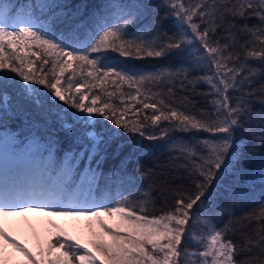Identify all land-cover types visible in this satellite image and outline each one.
I'll return each instance as SVG.
<instances>
[{
  "label": "snow or ice",
  "instance_id": "obj_1",
  "mask_svg": "<svg viewBox=\"0 0 264 264\" xmlns=\"http://www.w3.org/2000/svg\"><path fill=\"white\" fill-rule=\"evenodd\" d=\"M162 3L167 8L165 18L177 21V31L172 34L163 31L160 20L143 24L140 17L148 8L144 4L108 0L91 14L86 25L79 10L70 11L64 0L26 4L0 0V107L13 104L15 96L10 89L18 88L21 98L37 109H47L45 125L52 123L54 116L59 130L73 134V142L81 145L74 159L95 160L97 167L122 134L129 137L127 144L133 151L142 149L144 140L167 139L178 153L171 163L177 170L183 169L189 181L187 186L165 187L163 194L171 195L173 202L157 214L148 211V198L134 201L125 196L96 204L94 171L75 187L73 169L67 164L55 176L50 166L31 177L0 172V218L27 212L84 218L90 231L99 226L111 238V242L90 241L93 252L61 229L46 250L48 256L53 250L59 254L38 261L0 227V239L21 252L25 264H97L98 260L99 264H264V201L258 213L244 217L249 224L238 241L232 238L237 231L230 227L232 221L218 228L212 224L214 217L208 215L220 211L215 198L221 190L234 197L242 191L237 187L241 180L256 183L258 179L264 185V164L253 170L259 171L258 177L238 167L245 158V132L264 147V110L255 113L253 109L257 94L264 105V86H253L257 71L264 76V0ZM253 18L258 24H249ZM92 22L98 27L92 28ZM140 27L144 31L134 32ZM113 54L125 60L175 57L177 66L144 74L130 65L106 63ZM250 59L258 62V69L249 66ZM197 67L203 75L190 80L189 74ZM77 70L79 79L75 78ZM92 81L99 83L100 92L89 97L82 90L96 88ZM108 82L115 85L113 91L105 88ZM200 82L210 86L209 92L199 95L213 97L211 110L198 109L191 94L176 96L177 91H187V85L195 91ZM52 101L56 102L55 112L48 107ZM254 115L259 121L255 130ZM102 121H108L111 128L97 130ZM176 133H190L195 142L175 143ZM197 133L209 135L199 137ZM124 148L125 143H117L114 154ZM142 195L150 197V192ZM202 215L208 226L199 240L202 250L189 252L191 225ZM112 220L117 222L109 224ZM52 227L59 229L55 223ZM93 235L97 234L93 231ZM40 254L44 255L43 248Z\"/></svg>",
  "mask_w": 264,
  "mask_h": 264
},
{
  "label": "trees",
  "instance_id": "obj_2",
  "mask_svg": "<svg viewBox=\"0 0 264 264\" xmlns=\"http://www.w3.org/2000/svg\"><path fill=\"white\" fill-rule=\"evenodd\" d=\"M13 3L26 4L36 3L39 0H12ZM69 4L70 11L79 10V15L84 19L87 25L91 19V14L97 13V9L100 5L105 4L108 0H64ZM114 4H144L147 5V11L140 17L144 25H147L153 19L160 20L162 22L163 31L172 34L177 31V21L173 17H166L167 8L163 6L162 0H111ZM103 11L108 13L109 10L104 8ZM97 18L98 15H97ZM114 18V17H113ZM44 19V17H41ZM249 24H258V20L255 18L249 21ZM92 28L98 26L92 22ZM136 31H144L143 27L134 29ZM91 35V31L88 33ZM33 51H40L33 48ZM243 56L244 53L241 52ZM36 60V57H30ZM101 60H104L103 56H100ZM106 63L117 66H133L140 73L148 74L164 69L166 67L175 68L177 66V60L175 57H162V58H144L138 60H125L124 58L112 55L111 59L105 61ZM39 67V62L37 63ZM249 66L258 69L259 65L253 59H250ZM49 67V66H45ZM71 74V70L65 74L67 77ZM203 75V71L200 67L191 71L189 79H194ZM86 76V70H85ZM80 71L77 70L76 79H79ZM64 79V78H62ZM97 86L93 89L87 87L82 91L87 92L89 97L93 93H99L100 87L97 81H92ZM20 81L17 80V85ZM66 86V85H65ZM256 89L264 86V76L259 71L254 77V85ZM163 87V86H161ZM105 88L108 91H113L115 85L108 82L105 84ZM124 91H128L127 85L122 86ZM154 91L158 90L153 88ZM15 96V100L11 106L4 103L0 107V138L10 141L11 148L17 151L20 150H33L34 152L41 153L42 151L49 157L51 162L46 158L37 162L43 165L45 168L50 166V170L59 173L65 164L72 167V180L73 186L80 184L82 178L95 172L96 179L93 182V198L95 200H103L104 203H108L112 200L123 199L125 196H130L134 201L150 199L148 205L149 212L160 213V210L165 204H171L173 198L171 195L163 194L165 187L168 189H175L178 185L187 186L189 181L187 179V173L183 169L177 170L171 163L172 157L178 155L175 152L171 144L167 139L148 141L144 140L143 148H138L136 151L132 150L131 145L127 144L129 137L126 134H122L120 140L112 143L111 147L107 149V159H105L99 167H97L95 160L82 161L74 159V155L79 151L81 145L73 142V134L59 130V126L55 123V117H52V123L49 125L44 124V115L47 109H37L32 104L27 102L26 98H21L18 88L10 89ZM210 91V86L204 82L197 83L195 85V91H193L192 85H187V91L176 92L177 97L190 95V99L195 103L198 109L205 111L210 109L211 96H202L199 93H207ZM259 95L255 97L253 109L255 113H259L264 110V105H261L259 101ZM44 99H49L45 96ZM127 103H134L127 100V97H123ZM143 99V97H141ZM86 101V103H89ZM118 102V101H117ZM55 101H52L48 107L52 112L56 111ZM59 107H64L62 104ZM140 107L139 104L136 105ZM149 114L151 110H145ZM128 117H132V113L128 114ZM166 123V122H165ZM259 123L256 116H253L252 127L255 130ZM79 127V126H78ZM101 128H111L108 121H102L97 125V130ZM175 143L188 144L194 143L195 140L190 133H176ZM199 137L208 136V133H197ZM58 138V142H56ZM244 143L246 145L244 150L245 158L241 161L238 167L242 168L246 172H251L252 175L258 177L261 165L264 164V147H261L256 141L252 140L247 132L243 134ZM125 143V148L119 155H115V149L117 143ZM127 157V159H125ZM124 160V164L121 161ZM89 164L91 170H89ZM59 167V168H58ZM141 172L144 175L141 177ZM239 189H242L239 196L230 197L226 192L221 190L219 195L215 198L216 206L220 209L219 212H210L209 216H213L212 224L218 228L223 227L232 221L231 228L237 229L232 233L234 240H239L240 233L245 230L244 226L249 222L244 219L248 214L259 211V206L264 201V185H261L257 179L256 183L248 181L245 183L243 180L237 185ZM144 192H150V197L142 195ZM205 216L202 215L199 221H193L191 225L192 232L190 239L187 243L188 251L193 252L202 250L199 245V240L202 235H206L208 226L204 223ZM239 221V223H236ZM182 243L184 240L182 238Z\"/></svg>",
  "mask_w": 264,
  "mask_h": 264
},
{
  "label": "rangeland",
  "instance_id": "obj_3",
  "mask_svg": "<svg viewBox=\"0 0 264 264\" xmlns=\"http://www.w3.org/2000/svg\"><path fill=\"white\" fill-rule=\"evenodd\" d=\"M0 165L7 167L10 172L16 168V161L10 163V165L0 162ZM116 222V220L108 221L109 224ZM53 223L59 225V229L52 227ZM86 224L84 218L46 216L37 212L0 218V227H3L13 239L26 247L38 261H47L59 254L56 250H53L52 255L48 256L46 250L48 242L54 240L61 229L67 232L73 240H79L93 252H95V249L92 248L90 241L102 239L111 242V238L104 235L99 226L94 225L93 231L97 234L94 236L93 231H90ZM42 248L44 249L43 256L40 254ZM81 254H83V251H81ZM25 262L26 257L21 252L0 239V264H25ZM97 264H99V260Z\"/></svg>",
  "mask_w": 264,
  "mask_h": 264
},
{
  "label": "bare ground",
  "instance_id": "obj_4",
  "mask_svg": "<svg viewBox=\"0 0 264 264\" xmlns=\"http://www.w3.org/2000/svg\"><path fill=\"white\" fill-rule=\"evenodd\" d=\"M0 155H3V156L1 157V160H4V159L7 160V159H8V158H6V154H4L3 152H0ZM1 160H0V161H1Z\"/></svg>",
  "mask_w": 264,
  "mask_h": 264
}]
</instances>
